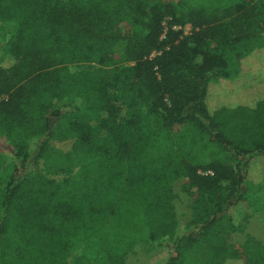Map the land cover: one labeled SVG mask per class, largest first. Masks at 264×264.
<instances>
[{
	"label": "trees",
	"instance_id": "16d2710c",
	"mask_svg": "<svg viewBox=\"0 0 264 264\" xmlns=\"http://www.w3.org/2000/svg\"><path fill=\"white\" fill-rule=\"evenodd\" d=\"M0 38V137L19 158L73 97L106 137L73 174L0 169V264L164 246L181 178L193 228L165 264H264L252 236L227 241L247 221L243 180L264 173V0H0Z\"/></svg>",
	"mask_w": 264,
	"mask_h": 264
},
{
	"label": "rangeland",
	"instance_id": "374dc122",
	"mask_svg": "<svg viewBox=\"0 0 264 264\" xmlns=\"http://www.w3.org/2000/svg\"><path fill=\"white\" fill-rule=\"evenodd\" d=\"M4 29L5 35L10 32L9 27ZM4 44V40L0 38V55ZM58 108L60 117L53 129L29 143L26 161L19 158L16 150L0 137V169L14 164L19 168L17 176L35 171L50 173L51 177L65 176L73 174L102 153L106 142L102 127L105 115L88 113L84 101L75 97L59 104ZM89 130H93L91 138L84 142V136H89ZM172 130L175 133L180 132L178 125L173 126ZM186 183L187 179L181 178L172 185L175 195L173 206L178 223L172 240L193 228L189 226L190 200L182 190ZM242 192L245 198L242 208L247 214V221L240 231L229 235L227 241L242 243L249 235L264 245V173L257 184L248 179L243 180ZM172 240L164 242L161 247H148L142 243L135 245L127 254L125 264H165L172 254Z\"/></svg>",
	"mask_w": 264,
	"mask_h": 264
},
{
	"label": "built area",
	"instance_id": "2783aa9c",
	"mask_svg": "<svg viewBox=\"0 0 264 264\" xmlns=\"http://www.w3.org/2000/svg\"><path fill=\"white\" fill-rule=\"evenodd\" d=\"M163 28H164V32L162 33L160 39H163V37L165 35V32H166V25H165V23H163ZM172 29H174V30H182L184 35H187L190 32V26L189 25H186L182 29L180 27L173 26ZM153 55H157V53L153 52L151 56H153ZM199 173L200 174H207V173L209 174L211 172H201V171H199Z\"/></svg>",
	"mask_w": 264,
	"mask_h": 264
}]
</instances>
